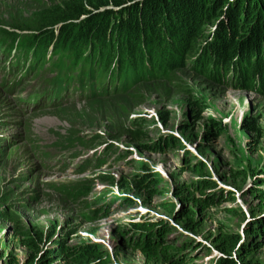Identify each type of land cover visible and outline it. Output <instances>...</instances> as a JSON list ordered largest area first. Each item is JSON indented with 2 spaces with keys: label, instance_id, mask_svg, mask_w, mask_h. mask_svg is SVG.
<instances>
[{
  "label": "rangeland",
  "instance_id": "rangeland-1",
  "mask_svg": "<svg viewBox=\"0 0 264 264\" xmlns=\"http://www.w3.org/2000/svg\"><path fill=\"white\" fill-rule=\"evenodd\" d=\"M8 10L0 0V18ZM220 22L217 16L193 25L197 33L187 51L172 54L165 75L180 87L163 90L138 78L122 93L82 101L69 97L72 102L31 112L33 101L26 98L38 89V77L24 75V87L8 91L27 62L13 67L9 83L1 84L11 55L4 60L0 52V264H28L44 252L46 263L71 264L62 251L80 246L96 248L106 264H167L181 255L192 257L188 264H213V235L242 234L247 221L264 216V71L248 70L244 60L241 81L233 66L221 71L212 60L204 64V50ZM254 55L259 57L255 51L251 61ZM259 64L264 67L263 57ZM143 67L142 76L157 72L155 66ZM223 75L239 84L228 85ZM131 89L138 90L135 98L123 96ZM232 92L236 95L223 99L222 93ZM219 99L235 106L233 111L224 114ZM125 129L140 133L120 135ZM72 135L71 146L59 145L66 150L44 159L36 154ZM80 168L84 172L75 173ZM146 174L154 180L148 191L134 188L132 178ZM97 176H110L121 186L118 193ZM78 181L89 189L85 202L61 188ZM139 240L158 243L155 254H144ZM161 243L168 246L163 252ZM178 247L183 249L176 253ZM255 257L264 262V248Z\"/></svg>",
  "mask_w": 264,
  "mask_h": 264
},
{
  "label": "trees",
  "instance_id": "trees-1",
  "mask_svg": "<svg viewBox=\"0 0 264 264\" xmlns=\"http://www.w3.org/2000/svg\"><path fill=\"white\" fill-rule=\"evenodd\" d=\"M4 1L9 10L8 13L5 12V17L0 18V52L4 55V60L12 49L14 53L1 69L5 68L6 71L1 77V84L9 83L6 79L8 72L20 62L26 61L25 68L16 73L17 79L10 83L8 91L15 85L22 89L25 85L21 83L24 75L38 77V89L26 98L29 103L33 101L27 107L30 112L72 102L68 100L69 97L75 96L82 101L94 96L122 93L138 78L140 82L157 83L163 90L180 87L176 79L165 75L167 68H172V54L178 53L179 56L187 51L190 36L192 38L197 33V29L193 32L194 27H191L208 17L221 16V22L213 30L214 35H211L208 48L204 50L208 54L207 59L204 57L205 65L212 60L214 65L218 63L221 71L229 67L231 70L233 66L241 81L245 80L243 74L241 76L245 72L241 64L244 60L247 61L248 70L257 67V70L264 71V67L259 64L260 57L264 61V0ZM19 12L28 14L30 18L18 17ZM244 33L247 35L243 36ZM238 37H241L240 41ZM255 51L259 57L256 59L254 55L253 60L257 62L254 64L250 57ZM204 52L201 51L202 54ZM143 64L155 66L157 72H148V76H142V73L147 74ZM211 72L221 76L219 70ZM222 78L228 85L239 84V81L227 79L224 75ZM212 80L216 79L212 77ZM137 92V89H131L123 96L135 98ZM139 133L136 129H125L120 135L135 137ZM74 139L76 137L73 135L60 136L54 143L56 146L41 147L36 154L44 159L53 150L60 153L67 149L63 146H71ZM174 144L182 147L178 142ZM98 166L100 163L94 165V168ZM62 167L64 169V164ZM196 170L200 172L199 169ZM82 172V168L75 171L77 174ZM132 179L134 188L146 191L150 182L154 181L147 174ZM95 180L104 182L103 184L113 182L110 176H97ZM119 184L122 182L119 181ZM203 186L207 187V183ZM61 188L68 195L75 193L82 202L88 196L89 189L81 181ZM123 200L130 201L129 198ZM137 227L144 228L145 223ZM28 243L34 247L32 241ZM161 245L159 250L163 252L168 246L164 243ZM210 245L216 253L213 264H264L255 257V251L264 248V216L247 221L242 234L218 232L210 238ZM157 246L158 243L154 242L150 246V242L141 240L137 244L146 255L155 254ZM182 249L178 247L175 251L178 253ZM62 253L71 264L107 263V257L100 259L97 249L92 246L65 247ZM164 256L170 258L169 254ZM46 258L44 252L34 262L31 259L28 264H49L44 262ZM191 259L192 257L185 259L181 255L167 264H188Z\"/></svg>",
  "mask_w": 264,
  "mask_h": 264
},
{
  "label": "bare ground",
  "instance_id": "bare-ground-1",
  "mask_svg": "<svg viewBox=\"0 0 264 264\" xmlns=\"http://www.w3.org/2000/svg\"><path fill=\"white\" fill-rule=\"evenodd\" d=\"M227 94H225V93H222V96H223V99H224V97L228 100L229 98H231L232 96H234V95H236V93L235 92H232V94H230V96H226ZM221 96V97H222ZM220 98V97H219ZM223 99L221 100V99H219V100H221L222 101V106H224L223 107V109H221V108H219L220 110H222L223 112H224V114H229L230 112H231V110L233 111V109H234V107L235 106H232V105H229L230 103L228 102V101H226V102H224L223 101ZM241 100V99H240ZM230 102H232V101H230ZM221 106V105H220ZM228 109L230 110L229 112H225V111H228ZM82 163H78V165H74V168L76 169V168H78L80 165H81Z\"/></svg>",
  "mask_w": 264,
  "mask_h": 264
},
{
  "label": "clouds",
  "instance_id": "clouds-1",
  "mask_svg": "<svg viewBox=\"0 0 264 264\" xmlns=\"http://www.w3.org/2000/svg\"><path fill=\"white\" fill-rule=\"evenodd\" d=\"M103 183H104V182H103ZM103 183L100 182V184H103ZM108 186L110 187L109 189H111L112 186H114V191H113L114 193H118L117 190H118L119 188H121L120 185L117 186L116 184L113 185L112 183H111V184H108ZM107 190H108V189H106V190H104V191H102V192L105 194ZM108 192L111 194V191H108ZM122 199H123V198H122Z\"/></svg>",
  "mask_w": 264,
  "mask_h": 264
}]
</instances>
